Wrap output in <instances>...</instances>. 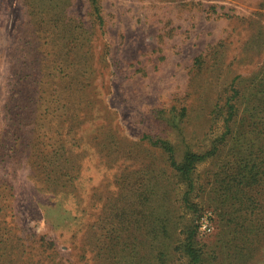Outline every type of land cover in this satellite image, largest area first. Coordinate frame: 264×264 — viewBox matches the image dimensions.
Wrapping results in <instances>:
<instances>
[{"label":"rangeland","instance_id":"1","mask_svg":"<svg viewBox=\"0 0 264 264\" xmlns=\"http://www.w3.org/2000/svg\"><path fill=\"white\" fill-rule=\"evenodd\" d=\"M98 5L0 0V264L174 263L192 219L204 264H264V222L233 225L215 162L195 167L191 211L153 145L182 159L219 133L218 99L264 71V0Z\"/></svg>","mask_w":264,"mask_h":264},{"label":"trees","instance_id":"2","mask_svg":"<svg viewBox=\"0 0 264 264\" xmlns=\"http://www.w3.org/2000/svg\"><path fill=\"white\" fill-rule=\"evenodd\" d=\"M89 1L94 14L98 15V0ZM221 99H218L211 112V116L213 113L221 122V128L204 150L187 147L182 159H177L173 146L167 140H154L153 145L167 152L174 174L186 185L181 196L182 203L191 211H197L191 194L202 186L194 177L195 167L205 158H211L216 164L213 180L208 181H214L213 194L220 202L236 203L239 209L245 211L231 217L232 221H236L233 225L237 227V223H244L254 215L259 222H264V214L256 215L255 206L258 203L256 197L251 195L263 192L264 188V71L260 70L249 77H237L229 85V93L221 96ZM228 215V212L224 215L220 213L221 219ZM237 217L241 220H236ZM235 227L234 230L240 234L241 229ZM245 231L255 233L253 228ZM182 233V238L174 248L178 252V260L174 263L163 260L157 264H204L208 260L209 251L198 240L193 219L185 225Z\"/></svg>","mask_w":264,"mask_h":264}]
</instances>
